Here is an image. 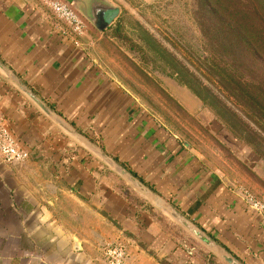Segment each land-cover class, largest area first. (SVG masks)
<instances>
[{
  "label": "crops",
  "instance_id": "0c3cea01",
  "mask_svg": "<svg viewBox=\"0 0 264 264\" xmlns=\"http://www.w3.org/2000/svg\"><path fill=\"white\" fill-rule=\"evenodd\" d=\"M66 1L75 10L100 4ZM78 9L85 32L73 37L35 0H0V61L241 263L264 264V214L94 64L84 43L94 26ZM0 120L29 153L24 163L0 158V264H107L102 249L117 243L129 248L130 264L153 262L142 246L176 264H203L170 244L146 203L1 73Z\"/></svg>",
  "mask_w": 264,
  "mask_h": 264
},
{
  "label": "rangeland",
  "instance_id": "374dc122",
  "mask_svg": "<svg viewBox=\"0 0 264 264\" xmlns=\"http://www.w3.org/2000/svg\"><path fill=\"white\" fill-rule=\"evenodd\" d=\"M35 1L53 17L42 0ZM98 1L116 7L117 14L103 31L88 26L84 43L94 64L135 100L147 118L189 146L244 201L253 198L264 203V112L251 113L218 86L219 77L227 71L219 55L222 50L211 48L199 27L207 18L202 3L209 0ZM236 3L249 5L250 0ZM263 91L260 86L253 96ZM258 100L259 106L264 104ZM123 183L146 203L170 244L203 264H224L165 214L160 201H150ZM117 244L124 250V264H130L129 248ZM139 249L153 261L139 264H176L168 255L161 257L143 246ZM102 256L111 264L104 249Z\"/></svg>",
  "mask_w": 264,
  "mask_h": 264
},
{
  "label": "trees",
  "instance_id": "16d2710c",
  "mask_svg": "<svg viewBox=\"0 0 264 264\" xmlns=\"http://www.w3.org/2000/svg\"><path fill=\"white\" fill-rule=\"evenodd\" d=\"M237 1L202 3L201 10L207 18L199 27L209 46L222 50L219 55L227 71L219 77V88L258 114L264 112V104L257 103H261L259 98L264 101V91L256 96L253 93L260 86L264 89V1L250 0L249 5Z\"/></svg>",
  "mask_w": 264,
  "mask_h": 264
},
{
  "label": "water",
  "instance_id": "95a60500",
  "mask_svg": "<svg viewBox=\"0 0 264 264\" xmlns=\"http://www.w3.org/2000/svg\"><path fill=\"white\" fill-rule=\"evenodd\" d=\"M116 14L117 8L105 3H100L98 7L91 9L89 13H82V15L98 31L105 30L115 18ZM0 73L23 95H25L31 101V103H33L53 124L63 130L67 135H69L79 145H81L84 149H86L89 153L106 165L122 180L126 181L134 190L150 201H160L161 210L165 214H167L176 224H178L195 239H197L204 247H206L211 252L214 251L217 254V257L224 264H243L236 257L230 254L224 247H222L216 240H214L208 233L195 225L185 215L180 213L169 203L163 201L123 165L109 157L101 148L95 145L87 137L76 131L67 122L62 120L54 111H52V109H50L38 97H36L35 94H33L1 61Z\"/></svg>",
  "mask_w": 264,
  "mask_h": 264
},
{
  "label": "built area",
  "instance_id": "2783aa9c",
  "mask_svg": "<svg viewBox=\"0 0 264 264\" xmlns=\"http://www.w3.org/2000/svg\"><path fill=\"white\" fill-rule=\"evenodd\" d=\"M43 4L51 11L53 17L67 28L73 37H81L85 32L83 18L76 12L72 4L62 0H42ZM0 158L6 163H24L29 158V153L19 146L11 133L0 120ZM249 207L264 214V203L256 199L246 200ZM104 254L111 264H124L125 253L118 244H108L103 247Z\"/></svg>",
  "mask_w": 264,
  "mask_h": 264
},
{
  "label": "flooded vegetation",
  "instance_id": "af4514ba",
  "mask_svg": "<svg viewBox=\"0 0 264 264\" xmlns=\"http://www.w3.org/2000/svg\"><path fill=\"white\" fill-rule=\"evenodd\" d=\"M90 3H95V2H94V0H92V1H90ZM99 5H100V4H98V5L96 4V5H93V6H92V5H89V4H88V6H87V5H86V6L82 5V6H80L79 9H80V11H84V12L86 11L87 13H89V11H90L91 9L96 8V7H98Z\"/></svg>",
  "mask_w": 264,
  "mask_h": 264
}]
</instances>
